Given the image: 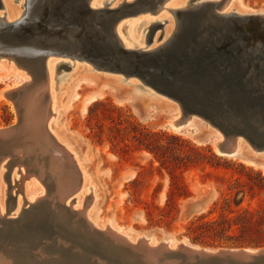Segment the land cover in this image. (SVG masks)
<instances>
[{"label":"bare ground","instance_id":"obj_1","mask_svg":"<svg viewBox=\"0 0 264 264\" xmlns=\"http://www.w3.org/2000/svg\"><path fill=\"white\" fill-rule=\"evenodd\" d=\"M19 1L16 6L13 0H0V19L10 26L21 22V28L16 27L15 30L37 29L38 24L46 25L45 17L51 15V9L61 0ZM71 1L64 3L71 4ZM158 1L162 5L158 13L149 7L122 18L116 24V34L126 50L159 52L161 58H165V52L177 43L185 28V17L178 16L179 12L191 14L195 12L191 10L200 7L199 10L206 12L198 30L203 34L189 40L187 52L192 56L193 51L200 52L202 46L208 47L203 51L205 53L216 50L211 44L206 45L208 25L228 22V17L236 14L241 17L239 26L248 31L250 23L246 16L264 15L262 9L256 12L243 10L237 0H90L89 5L92 10H118L124 4L136 3L144 8ZM48 2H53V5H47ZM46 5L51 8L47 14L44 12ZM261 27L263 32L264 25ZM253 37L245 44L247 52L252 55V64L244 60L243 67L247 71L246 76L255 79L264 68L263 62L258 63L257 68L254 65L259 60L256 55L264 52V33L255 39ZM238 40L241 41L237 37L235 41ZM221 42L216 40V46ZM242 43L236 44L242 47ZM45 57L44 66L39 70L30 64L28 58L20 54L16 56L11 48H0V64L11 71L16 81L4 90L2 96L14 102L18 116L16 124L0 128V264H264V248L211 249L201 248L185 239L178 241L169 237L156 240L153 235L134 234L110 219L95 217L92 209L88 208V198L95 185L88 180V171L78 155L80 151L74 146L77 139L72 137L71 142L67 134L60 135L54 127L59 110L57 92L71 83L69 78L73 75L66 74L64 65L69 69L70 63L76 64L73 66L76 74L100 72L101 76L114 80L119 86L132 87L127 93L133 95L132 92L136 91L133 95L136 98L148 102L157 100L178 109L179 115L170 121L174 130L194 122L210 126L220 135L214 144L221 156H241L247 148L249 153L243 158L264 170V149L256 148L243 135L237 136L230 148L223 132L208 117L186 109L182 102L153 89L137 76L127 77L122 72H112L109 65L76 55L49 53ZM177 63L184 70L189 68L187 63L179 60ZM222 148H230V151L224 153ZM238 149L243 150L240 153ZM212 194L194 197L196 200L204 198L205 202L193 215L187 214V202L185 216L203 213Z\"/></svg>","mask_w":264,"mask_h":264},{"label":"rangeland","instance_id":"obj_2","mask_svg":"<svg viewBox=\"0 0 264 264\" xmlns=\"http://www.w3.org/2000/svg\"><path fill=\"white\" fill-rule=\"evenodd\" d=\"M13 2L17 6L20 1ZM237 2L243 10L264 11V0ZM130 23L132 25L133 21ZM144 27H141L142 33ZM74 65L70 63L71 68L64 69L67 75L73 74L69 76L72 81L64 90L57 92L59 110L54 127L60 135L67 134L71 142L72 137L77 139L74 146L80 151L78 155L88 171V180L95 185L88 198V208L92 209L95 217L110 219L134 234L153 235L156 240L169 237L178 241L185 239L201 248L211 249L264 248V170L243 158L249 149L242 153L243 149H238L241 156H220L214 144L220 135L210 126L194 122L174 130L170 121L179 115L178 109L157 100L148 102L136 98L133 96L136 91L132 92L133 95L127 93L132 87L119 86L114 80L101 76L100 72L76 74ZM15 83L11 71L1 63L0 128L10 127L18 121L14 102L2 96L4 90ZM108 100L150 131L166 132L169 136L187 140L201 154L194 158L193 151H185L193 156L192 161L195 162L189 169L179 171L189 195L179 200L176 219L161 222L156 209H163L166 205L171 183L168 170L160 168L159 162L146 150H132L128 156H123L106 138L102 143L94 138L89 128V111L97 101ZM195 118L199 119L198 116ZM209 192L213 194L206 210L198 215L185 216L188 199L205 196ZM148 211L153 213L154 220L150 221ZM223 216L232 225L224 234L214 236L206 233L200 238L199 233H194V229L205 223H220Z\"/></svg>","mask_w":264,"mask_h":264},{"label":"water","instance_id":"obj_3","mask_svg":"<svg viewBox=\"0 0 264 264\" xmlns=\"http://www.w3.org/2000/svg\"><path fill=\"white\" fill-rule=\"evenodd\" d=\"M65 1H58L53 9L47 6H52L53 2L47 3L44 12H52L45 17V27L38 24L37 29L15 30L16 27L21 28V22L10 26L0 19V48H11L16 56L20 54L28 58L30 64L36 65L39 70L44 66L45 54L49 53L76 55L109 65L112 72H122L127 77L137 76L153 89L182 102L186 109L208 117L223 132L230 148L234 146L237 136L243 135L256 148L264 149V68L254 79L246 76L247 71L243 67L244 60L252 64L251 53L247 52L245 44L250 42L252 36L255 39L264 33L261 30L264 15L246 16L250 23L248 31L239 26L241 17L236 14L230 15L228 22L208 25L206 45L211 44L216 50L205 53L203 51H207L208 47L202 46L200 52L193 49L192 56L191 52V55L187 52L191 43L189 40L203 34L198 30L206 12L199 10L201 7L197 8L198 11L191 10L195 11L191 14L179 12L178 16L185 17V28L177 43L165 52L167 56L161 58L159 52L151 54L126 50L115 31L119 20L143 9L151 7L158 13L162 7L160 1L144 8L133 3L124 4L118 10L105 8L99 11L90 8V0H72L71 4H65ZM237 37L244 46L237 45L241 42L235 41ZM216 40L222 41L220 46H216ZM41 48L45 49L44 52ZM256 56L259 59L254 63L257 68L258 63H264V52ZM193 59L196 61L191 62ZM178 60L187 63L189 68L182 69ZM64 67L68 69L66 65ZM230 148H222V152L227 153ZM204 202V198L196 200L190 197L187 214H195Z\"/></svg>","mask_w":264,"mask_h":264},{"label":"trees","instance_id":"obj_4","mask_svg":"<svg viewBox=\"0 0 264 264\" xmlns=\"http://www.w3.org/2000/svg\"><path fill=\"white\" fill-rule=\"evenodd\" d=\"M89 128L97 142L102 143L106 138L117 149L119 155L128 156L132 150H146L159 162L160 168L169 171L171 183L166 205L163 209L159 207L156 209L159 210L158 216L161 222L176 219L179 214V200L189 195L188 187L179 171L189 169L191 163L195 162L192 159L201 155L198 149L180 137L169 136L166 132L150 131L109 100L97 101L90 109ZM130 139L133 141L130 142ZM187 149L193 151L194 158L189 152H185ZM148 217L150 221L155 219L151 211H148ZM231 227L230 221L223 216L220 223H205L194 229V233H199L200 238L206 233L219 236Z\"/></svg>","mask_w":264,"mask_h":264}]
</instances>
